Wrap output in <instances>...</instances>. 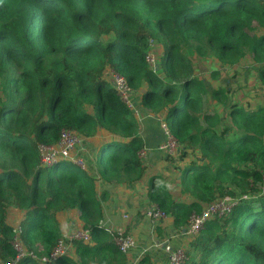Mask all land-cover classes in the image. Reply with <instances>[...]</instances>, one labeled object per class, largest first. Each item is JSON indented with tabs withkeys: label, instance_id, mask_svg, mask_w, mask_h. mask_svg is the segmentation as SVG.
<instances>
[{
	"label": "trees",
	"instance_id": "1",
	"mask_svg": "<svg viewBox=\"0 0 264 264\" xmlns=\"http://www.w3.org/2000/svg\"><path fill=\"white\" fill-rule=\"evenodd\" d=\"M150 41L161 47L157 69L145 59ZM206 52L230 62L249 56L264 86V0H0V264L15 255L13 208L23 212L29 254H49L60 236L57 214L75 210L91 242L74 241L76 258L56 264H128L100 224L95 178L69 160L46 165L39 150L63 128L86 138L105 131L116 138L95 155L99 178L132 184L145 175L137 118L106 69L141 88L142 104L163 110L180 156H194L177 176L188 202L174 199L163 176L149 177V200L176 229L203 204L240 197L188 239L182 264H264V105H242L219 87L212 95L223 114L203 113L208 90L193 57ZM17 264L40 263L26 255ZM137 264H151L149 255Z\"/></svg>",
	"mask_w": 264,
	"mask_h": 264
},
{
	"label": "rangeland",
	"instance_id": "2",
	"mask_svg": "<svg viewBox=\"0 0 264 264\" xmlns=\"http://www.w3.org/2000/svg\"><path fill=\"white\" fill-rule=\"evenodd\" d=\"M152 51L153 52L151 53L155 54V56L157 55L156 64L152 68L157 69L158 56L161 52V47L154 42L152 45ZM207 53L208 52L203 55L194 54L193 57L195 73L203 81L206 89L208 90L206 94L202 95L201 108L203 113L212 114L213 112L211 110H214L219 114H223V101L216 100L212 95V91L219 87H223L228 90L226 93L228 98L241 102L242 105H264V86L258 81L256 71L252 70L254 62L249 56L230 62L218 60L212 54ZM107 70L108 69L104 71V76L109 79ZM213 72H218V75L215 77L212 76ZM108 84L112 88V85H110V83ZM136 92L137 96L135 98V104L137 111L135 112V116L140 130L139 134L141 137H147L151 144L149 148H145L147 150L146 152L152 151L151 155L141 159V161L146 162L149 160V162L146 163L150 166V168L147 169L148 174H158L163 176V178L167 181L170 192L173 194L175 199L179 200V181L177 176L184 166H186V163L194 159V156L190 153L180 156V149L177 156L169 157L159 149V144L163 140V133L160 129L159 123H165L164 112L163 110H158L155 105H143L141 102V88L136 90ZM202 124H205V122L202 121ZM111 138H116V136L105 131H100L94 135V138L91 140L95 141L92 143L88 138L82 137L80 138V142L71 152V155L76 156L75 158L79 160L81 159L82 162L80 163V166L89 170L91 169L90 164H92V159L96 155V151H99L98 149ZM97 156H99V154ZM100 157L101 156H99V158ZM149 157L153 158V160H150ZM65 166H71V164H65ZM141 189L142 192L145 193V189H148V187L147 185H143ZM111 205L114 206L111 208L112 211H114L112 216L118 219L122 215L121 213L125 211H130L132 215H136L137 217L141 214L138 204H126L125 207H123V210L119 208L122 207L120 204H108L106 209ZM141 217L142 216H140V218ZM146 224H148V227L151 229H157L158 226L157 224V226H153L150 220L148 223L146 220ZM125 232L131 234L126 228ZM72 250H74L73 246L69 249V252H72Z\"/></svg>",
	"mask_w": 264,
	"mask_h": 264
},
{
	"label": "built area",
	"instance_id": "3",
	"mask_svg": "<svg viewBox=\"0 0 264 264\" xmlns=\"http://www.w3.org/2000/svg\"><path fill=\"white\" fill-rule=\"evenodd\" d=\"M154 42L150 41L148 48L145 50V59L149 66L154 67L157 60V55L151 53L152 45ZM109 81L118 94L120 99L133 110L134 114L137 111L135 98L137 96L136 90L131 87L127 80L115 73L113 70L108 69ZM165 122V121H164ZM160 129L163 133V140L159 144V149L162 150L166 156L175 157L181 149L180 143L176 137L169 130L166 122L159 123ZM78 134L69 130L61 129L59 140L52 145L41 144L39 146L41 161L46 165H51L56 161L69 160L71 162L80 165L82 160L75 158L71 155V152L80 142ZM148 156L145 150H140L138 157L143 159ZM83 168V167H82ZM264 191V177L260 186ZM240 197H233L230 195L219 197L213 201L203 204L199 211L192 210L189 214L187 223L180 229V233L188 239L197 235V233L204 227L205 223L213 217H222L228 214L233 207L239 202ZM145 217L149 219L152 224H158L161 220H166L168 215L163 209L155 202L149 201L146 208L143 211ZM123 219L128 218V213L122 215ZM101 226L113 234V242L120 252L127 255L132 250L137 248L138 242L135 237L125 232L124 226L111 227L101 219ZM12 227L13 238L11 241L12 248L14 250V257L12 259L5 260L1 264H17L22 258L28 255L31 258H35L40 264H56L58 258L62 256H69V249L72 248L74 241H81L83 243L91 242V232L88 227H84L82 224H71L68 227L62 228L57 243L47 255L37 256L34 253H28L27 248L23 244L20 238L21 223L20 220L10 224ZM162 250L167 254L168 264H182L186 259L185 246L173 245L170 242H165L162 245ZM146 249L142 248L140 253H144Z\"/></svg>",
	"mask_w": 264,
	"mask_h": 264
},
{
	"label": "crops",
	"instance_id": "4",
	"mask_svg": "<svg viewBox=\"0 0 264 264\" xmlns=\"http://www.w3.org/2000/svg\"><path fill=\"white\" fill-rule=\"evenodd\" d=\"M87 138L91 143L95 141L91 140L94 138V136ZM142 138L144 140L143 150L147 151L145 148H149L151 144L148 141L147 137ZM98 150H100V148ZM96 153H98V151H96ZM147 153L148 155H151L152 151H149ZM94 159L95 156L92 159V164H90L91 169L87 170V172L89 173V176H93L95 178L94 185L96 187L97 197L99 198V204H101L103 213L102 220L106 223V225L111 227L124 226L127 231H129L135 237L139 245L137 248L126 255L128 258V264H137L139 259L145 254L149 255L151 264H168L167 254L162 250V245L168 241L173 245L182 244L185 246L186 243L184 242H186L188 238L184 237L179 232L180 230L176 229L173 226L169 217L167 218V220H161L157 224L158 226L156 224H153V226H157V229H151L148 227V224H146V220L147 223L149 220L145 217L143 211L150 200L148 199V195L146 193L148 189H145V193H143L141 187L143 185H147L148 187L149 185V177L151 176V174H148L147 169L150 168V166L149 164H146L149 162V160L146 162H142L145 166H147L146 173L138 181L132 184H110L105 182V180L99 178L97 163L95 164ZM149 159L153 160V158L150 157ZM179 196V200L185 202L189 201V196H182V194L180 193ZM108 204H120V206H122L119 207L121 208V210H123V207H125L126 204H138L141 214L138 215L139 217H137L136 215H132L130 211H125L129 215L128 218L126 220L123 219L122 215L125 214V212H123L118 219L112 216V213L114 211H112L111 208L114 207L113 205L109 206L106 209ZM140 216L142 217L140 218ZM22 217L23 212L19 209L13 208L8 214L7 222L9 224H12L17 220H21ZM57 219L59 221L61 230L62 228L68 227L69 225L74 223L81 224L75 210L61 211L57 214ZM142 248L146 249V251L141 254L140 250ZM69 256L76 258L74 250L69 253Z\"/></svg>",
	"mask_w": 264,
	"mask_h": 264
}]
</instances>
